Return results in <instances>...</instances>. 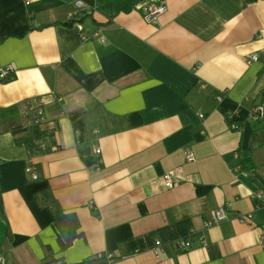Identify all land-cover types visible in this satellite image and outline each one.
<instances>
[{
  "label": "crops",
  "instance_id": "1",
  "mask_svg": "<svg viewBox=\"0 0 264 264\" xmlns=\"http://www.w3.org/2000/svg\"><path fill=\"white\" fill-rule=\"evenodd\" d=\"M149 1L0 0V107L41 108L45 132L36 180L0 134L4 264H264V114L246 116L264 101V0H165L154 22ZM42 189L79 223L64 249Z\"/></svg>",
  "mask_w": 264,
  "mask_h": 264
},
{
  "label": "trees",
  "instance_id": "2",
  "mask_svg": "<svg viewBox=\"0 0 264 264\" xmlns=\"http://www.w3.org/2000/svg\"><path fill=\"white\" fill-rule=\"evenodd\" d=\"M252 2L254 0H247ZM14 78V75L1 79L6 82ZM37 107L31 106L28 101L22 100L6 107H0V134L10 131L15 142L22 143L26 150V165H34L31 162L39 150V142L45 137V132L39 128L36 121ZM35 169V167H34ZM37 173V172H36ZM41 178L37 174V179ZM37 203L42 207H48L52 213V224L58 233L60 248L68 247L78 235L79 223L72 213H66L48 189L35 192ZM44 264H66L60 259L51 260Z\"/></svg>",
  "mask_w": 264,
  "mask_h": 264
},
{
  "label": "built area",
  "instance_id": "3",
  "mask_svg": "<svg viewBox=\"0 0 264 264\" xmlns=\"http://www.w3.org/2000/svg\"><path fill=\"white\" fill-rule=\"evenodd\" d=\"M81 4H82L81 1L76 2V6H80ZM165 11H166L165 0L149 1L143 7V18L148 22H154L157 19V17L163 14ZM256 59H257V55L254 53L251 54L246 59V62L250 63L251 61ZM14 70H15V66L13 64L0 67V80L12 76ZM217 98L220 99L221 95H218ZM263 114H264V101H262L259 104H251L247 110L246 116L251 120H260L263 118ZM200 116L202 115L200 114ZM42 120H43V111L41 108H38L36 121L40 123ZM95 151L99 152V149L96 148ZM183 153L186 160L188 161L193 160L194 155L189 148H185L183 150ZM25 173L28 175V177L31 180L37 179V173L32 165L25 166ZM174 175H175L174 171H168L162 175V181L165 187L170 188L175 184L176 180L174 179ZM253 197L258 202V204L264 205V186L258 188L253 193ZM250 217L251 215L248 214L245 216H241L239 220L240 222H246V220ZM224 219H226V211H225V207L221 205L210 211V219L205 222V225L208 226L211 224H217ZM179 244L183 246H189L190 241L188 239L180 240ZM261 245L264 246V237L263 239H261ZM0 264H4V260L1 252H0Z\"/></svg>",
  "mask_w": 264,
  "mask_h": 264
}]
</instances>
